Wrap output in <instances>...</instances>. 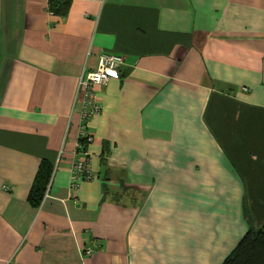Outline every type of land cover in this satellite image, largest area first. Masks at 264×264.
Segmentation results:
<instances>
[{
  "label": "crops",
  "instance_id": "0c3cea01",
  "mask_svg": "<svg viewBox=\"0 0 264 264\" xmlns=\"http://www.w3.org/2000/svg\"><path fill=\"white\" fill-rule=\"evenodd\" d=\"M46 7L0 0V264H219L264 223V0ZM103 52L123 64L70 190L77 80Z\"/></svg>",
  "mask_w": 264,
  "mask_h": 264
},
{
  "label": "built area",
  "instance_id": "2783aa9c",
  "mask_svg": "<svg viewBox=\"0 0 264 264\" xmlns=\"http://www.w3.org/2000/svg\"><path fill=\"white\" fill-rule=\"evenodd\" d=\"M121 64H123L121 55L107 52L100 53L97 56L95 67L77 80L75 99L79 103V117L82 123L78 126L73 157L69 168L67 185L70 190H75L82 181L94 178L88 151L83 146L84 143H88L91 140V135L85 127V121L88 117L96 115L100 111V105L96 100L95 86L104 85ZM4 188L7 187L4 186ZM46 190L47 188L44 191V195H46ZM91 248L92 245L86 246L84 252L89 253Z\"/></svg>",
  "mask_w": 264,
  "mask_h": 264
},
{
  "label": "trees",
  "instance_id": "16d2710c",
  "mask_svg": "<svg viewBox=\"0 0 264 264\" xmlns=\"http://www.w3.org/2000/svg\"><path fill=\"white\" fill-rule=\"evenodd\" d=\"M68 0H47V11L63 14ZM49 166L42 162L34 179L30 201L37 204L46 189L49 178ZM219 264H264V223L254 227L250 222L234 246Z\"/></svg>",
  "mask_w": 264,
  "mask_h": 264
}]
</instances>
